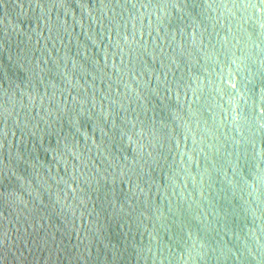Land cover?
<instances>
[{
    "label": "water",
    "instance_id": "obj_1",
    "mask_svg": "<svg viewBox=\"0 0 264 264\" xmlns=\"http://www.w3.org/2000/svg\"><path fill=\"white\" fill-rule=\"evenodd\" d=\"M0 264H264V0H0Z\"/></svg>",
    "mask_w": 264,
    "mask_h": 264
}]
</instances>
